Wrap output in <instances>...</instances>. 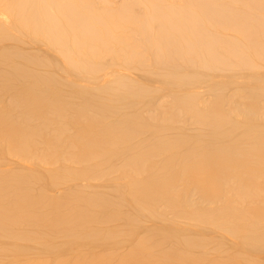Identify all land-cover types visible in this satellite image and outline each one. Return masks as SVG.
<instances>
[{"label": "bare ground", "instance_id": "obj_1", "mask_svg": "<svg viewBox=\"0 0 264 264\" xmlns=\"http://www.w3.org/2000/svg\"><path fill=\"white\" fill-rule=\"evenodd\" d=\"M0 264H264V0H0Z\"/></svg>", "mask_w": 264, "mask_h": 264}]
</instances>
